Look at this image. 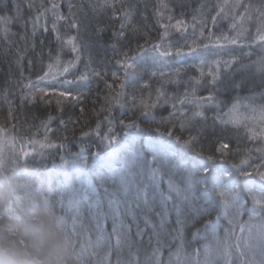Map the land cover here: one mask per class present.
I'll list each match as a JSON object with an SVG mask.
<instances>
[{"label":"trees","instance_id":"16d2710c","mask_svg":"<svg viewBox=\"0 0 264 264\" xmlns=\"http://www.w3.org/2000/svg\"><path fill=\"white\" fill-rule=\"evenodd\" d=\"M184 3L189 33L193 23L197 29L200 25V12L193 20L194 9L206 3L220 15L215 28L208 24L214 33L205 41L223 44L226 52L242 61L241 68L254 64L257 72L264 71V0ZM62 11L67 14V3ZM175 14L180 16L179 7ZM102 19L106 24L107 17ZM97 22L92 20L81 34L87 45L85 59L90 55L94 67H106L111 81V72L117 70L112 28L97 33ZM48 47H56L54 39L46 38L43 64L29 48L27 57L34 64L29 72L25 59V76L35 80L41 73ZM70 58L66 52L64 59ZM8 60L0 58V142L7 147L0 159L2 264H264V246L246 245L251 225H257L252 223H264V208L257 206L264 199V186L245 183L227 163L212 160V150L219 152L215 146L220 133L213 132L211 119L202 125V132L193 133L199 135L197 148L186 146L187 134L184 140L166 134L160 113L143 116L130 107L119 108L103 123L94 121L83 132L66 134L55 123L59 112L22 104L21 89L16 88L13 111L19 109L21 123L28 119L21 130L8 120L2 95L4 87H10ZM12 69L15 85L19 77L14 61ZM233 75L236 87L221 88L222 107L237 99L264 104L263 81L241 75L240 69ZM103 90L102 82L93 83L86 103L91 106ZM48 116L54 119L53 132L57 129L53 137L57 146L39 149L37 138H43L41 124ZM73 160L84 164L82 175L66 167ZM257 234L255 240L264 241ZM211 249L227 251L228 256H210Z\"/></svg>","mask_w":264,"mask_h":264},{"label":"snow or ice","instance_id":"6c2138e0","mask_svg":"<svg viewBox=\"0 0 264 264\" xmlns=\"http://www.w3.org/2000/svg\"><path fill=\"white\" fill-rule=\"evenodd\" d=\"M65 3L67 14L62 11ZM176 7L180 16L175 14ZM197 11L201 14L199 29L193 23L189 33L184 0H0V58L11 57L6 81L10 87H4L2 93L8 120L21 130L28 123L27 117L23 123L19 121V109L13 111L11 97L16 88L21 89L22 104L59 112L55 123L66 134L77 129L83 132L94 121L103 123L119 108L130 107L143 116L160 113L166 134L179 140L187 134L186 146L197 148L199 135L193 133L202 132V125L211 119L213 132L220 133L215 146L219 152L212 150V160L227 163L245 183L264 186V104L237 99L222 107L219 98L223 86L236 87L233 74L237 69L241 75L260 78L264 71L257 72L254 64L241 68L242 61L226 52L223 44L206 42L204 37L214 33L208 24L215 28L220 12L200 3L194 9V21ZM92 20L98 21L97 33L112 28L117 70L111 72V81L106 67H94L90 55L85 59L87 45L81 34ZM46 38L54 39L56 47H48V62L33 80L25 76L24 61L27 59L30 72L34 64L27 57L30 48L43 64ZM66 52L70 59H64ZM13 61L19 77L15 85L11 80ZM101 82L104 90L96 93L89 106L92 84ZM53 122L48 116L41 124L44 134L37 140L42 149L57 146L53 144L57 132H53ZM26 134L31 146L32 132ZM257 206L264 208V199Z\"/></svg>","mask_w":264,"mask_h":264},{"label":"rangeland","instance_id":"374dc122","mask_svg":"<svg viewBox=\"0 0 264 264\" xmlns=\"http://www.w3.org/2000/svg\"><path fill=\"white\" fill-rule=\"evenodd\" d=\"M0 140L2 141L1 138H0ZM37 147H38L39 149H42L40 144H37ZM6 148H7V147H4V146L2 145V143L0 142V159H1L2 155H3V153L5 152ZM65 166H66V165H65ZM66 167L71 168V169H73V170H76L79 174H80L82 171L85 170V168H84V164H82L81 161H74V160H73V163L67 165ZM61 169L64 170L65 167H64V168H61ZM82 174H83V173H82ZM82 174H80V175H82ZM254 223L257 224V225H256V226H255V225H254V226L251 225V227H250V231H249V234H251L252 239L255 240V238H256V233H258V234H257V238H261V237L264 236V223H261V224H260V223H258V222H253L252 224H254ZM254 232H256V233H254ZM262 239H263V238H261V240H262ZM0 264H2V261H0Z\"/></svg>","mask_w":264,"mask_h":264},{"label":"bare ground","instance_id":"6f19581e","mask_svg":"<svg viewBox=\"0 0 264 264\" xmlns=\"http://www.w3.org/2000/svg\"><path fill=\"white\" fill-rule=\"evenodd\" d=\"M258 68H260V67H258ZM254 78H255V80L263 81L264 82V78H260V77H254ZM58 222H59V220H58ZM247 238H248V240L246 241V245H247V247H249V249L252 248V246H257V247L258 246H264V241H257V240H254V239L251 240L250 234H247ZM236 246L239 248V250H242V244L239 245L237 243ZM207 254H209L210 256H213V257L215 255H217V254H221L220 257L222 259L228 256L227 251L217 252L216 250H213V249H211L210 251H208Z\"/></svg>","mask_w":264,"mask_h":264}]
</instances>
